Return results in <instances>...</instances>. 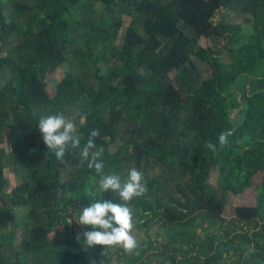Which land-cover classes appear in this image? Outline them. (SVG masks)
Wrapping results in <instances>:
<instances>
[{
    "label": "trees",
    "instance_id": "16d2710c",
    "mask_svg": "<svg viewBox=\"0 0 264 264\" xmlns=\"http://www.w3.org/2000/svg\"><path fill=\"white\" fill-rule=\"evenodd\" d=\"M219 10L252 16V33L226 16L216 23ZM67 64L49 91L47 78ZM33 108L73 119L81 148L98 130L91 151H102L105 175L144 173L148 191L129 204L139 217L132 253L85 245L91 229L76 222L100 177L80 149L62 161L47 153ZM224 131L226 147H205ZM249 188L256 205L235 208L246 232L211 254L205 230L224 222L229 192ZM101 199L121 203L112 192ZM259 220L257 252L244 257ZM263 233L264 0H0V264H264Z\"/></svg>",
    "mask_w": 264,
    "mask_h": 264
},
{
    "label": "clouds",
    "instance_id": "9594fccd",
    "mask_svg": "<svg viewBox=\"0 0 264 264\" xmlns=\"http://www.w3.org/2000/svg\"><path fill=\"white\" fill-rule=\"evenodd\" d=\"M32 115L38 116V132L47 148V153L54 154L57 161H62L67 150L80 149L81 162L87 161V167L93 169L100 177L95 191L91 193L98 198L79 211L76 222L91 229L82 233L85 245L88 247L101 245L104 248L119 247L126 253H132L137 248L138 241L132 234L134 221L129 204L134 198L145 196L148 191L144 173L132 167L123 181L119 175H105L101 159L102 151H91L95 148L94 138L99 135L98 130H91L86 144L81 148V136L73 119L66 117L63 113L38 114L35 108L32 109ZM230 134L229 131L221 132L216 143L208 141L205 147L212 152L223 149L228 144ZM103 192L116 194L121 203L102 200Z\"/></svg>",
    "mask_w": 264,
    "mask_h": 264
},
{
    "label": "rangeland",
    "instance_id": "374dc122",
    "mask_svg": "<svg viewBox=\"0 0 264 264\" xmlns=\"http://www.w3.org/2000/svg\"><path fill=\"white\" fill-rule=\"evenodd\" d=\"M98 7V6H97ZM223 16L227 17V20L230 21L233 24H239L242 26L243 30L246 31H250V33H252V26L254 24V19L252 16H247V15H242L239 12L236 11H227V10H219L214 17V21L216 23H218L221 18ZM130 23V19H125V23L124 26L128 27ZM202 44L203 45H207V41L202 40ZM198 67H200V69H204L205 71V76H208L210 74V71H208V69L203 68L204 65L201 63H197ZM70 70V64L65 65L61 70L57 71L54 75H51L47 78L46 82L48 84V89L51 92H54L57 82L59 81L60 78H63L66 74L67 71ZM81 123H83V120L80 121ZM2 140H4V143L2 144L1 148L3 149H8V145L6 143V136L4 135L2 137ZM157 173V172H156ZM5 175L7 180L10 183V189H13L14 186H16L18 184L17 179L15 174L12 172L11 169H8L5 171ZM215 175H212L211 178V182L214 183L215 181ZM257 202V194L254 188H249L247 190H245L242 194L239 195H234L231 192H229L227 194V203L226 206L224 208V213L222 215V218L224 219L223 223H217L212 229H207L205 230L206 234L209 235H213L215 237V239H212L210 241V245H212L213 251L211 252V254L214 253V248H216L218 246L219 243L221 242H227L228 240H232L234 241L236 244L238 242V240L235 238L236 234H241L242 232H246V227L244 226L243 228H241L242 223H240L239 221H237L235 219V208L239 207V206H254L256 205ZM24 210L18 211L19 214H24ZM133 212V221H134V228L132 231L133 236L137 239V241L139 242V237L137 235V226H138V222H139V217L137 215V212L132 209ZM22 217V216H21ZM233 222L235 225L234 227H231L230 230H228L227 233H223L224 231L226 232L227 230V226L229 224V222ZM257 227L255 229H251L247 232V234L249 235V237L253 238V232L255 231H262L261 229V221L259 220L257 222ZM208 223L205 222L204 226H207ZM206 228V227H205ZM155 230H157V227L155 228ZM155 230L150 232V236L152 237V239H154L155 237ZM85 231V230H84ZM264 234V233H263ZM220 235V238H217V236ZM194 237L193 242L199 247V245L201 244V242H199L198 238L202 239L204 237V234L201 232V228H198L192 235ZM20 237V236H19ZM65 237V231L61 230L60 232L54 233L51 235V239L53 241L56 240H60L62 238ZM253 242H251V248L248 252L243 253V256L245 257L248 253L251 252H257L254 249V245L256 242V238H253ZM20 241V238H19ZM158 243H162V239H158L157 240ZM260 244L262 243V241L259 242ZM184 249H186V247H184ZM143 250H144V259H151V256L153 253H157L156 248L149 246L147 244H145L143 246ZM195 255V252L190 253L188 256H192ZM264 255V254H263ZM229 257L230 259H235L233 256V252L230 250L229 254H224V257ZM114 258L112 259V261L108 264H113L114 262ZM158 261H160V259H158ZM229 264V263H227Z\"/></svg>",
    "mask_w": 264,
    "mask_h": 264
}]
</instances>
